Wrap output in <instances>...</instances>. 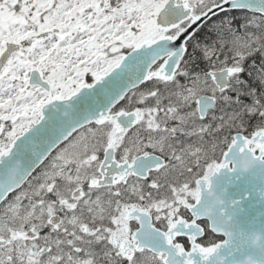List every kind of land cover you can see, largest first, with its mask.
<instances>
[{
    "label": "snow or ice",
    "instance_id": "snow-or-ice-1",
    "mask_svg": "<svg viewBox=\"0 0 264 264\" xmlns=\"http://www.w3.org/2000/svg\"><path fill=\"white\" fill-rule=\"evenodd\" d=\"M0 264H264V0H0Z\"/></svg>",
    "mask_w": 264,
    "mask_h": 264
}]
</instances>
